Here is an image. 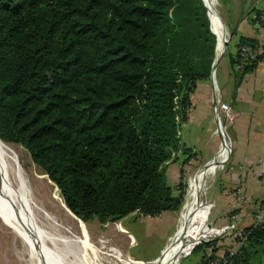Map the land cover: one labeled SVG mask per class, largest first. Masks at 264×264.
Masks as SVG:
<instances>
[{"label": "trees", "instance_id": "16d2710c", "mask_svg": "<svg viewBox=\"0 0 264 264\" xmlns=\"http://www.w3.org/2000/svg\"><path fill=\"white\" fill-rule=\"evenodd\" d=\"M206 12L202 0H0V140L25 148L82 221L179 209L192 157L179 132L215 56ZM244 230L228 264L264 251V222Z\"/></svg>", "mask_w": 264, "mask_h": 264}, {"label": "rangeland", "instance_id": "374dc122", "mask_svg": "<svg viewBox=\"0 0 264 264\" xmlns=\"http://www.w3.org/2000/svg\"><path fill=\"white\" fill-rule=\"evenodd\" d=\"M215 1L217 3L216 6L218 8V15L221 22V29L225 34L226 42L224 43V51L222 52L215 67V72L213 77H215L216 82L211 79L210 75L206 79L207 83L210 82L211 84L213 97L216 94L218 96V91L221 88L220 75L223 70V67L227 71H230L231 73H235L233 70L234 64H232L231 62L230 54H232L236 50V45L239 42L240 37H238L237 34L232 35L231 31H233V28L229 27L230 23L233 22L234 20L235 12L237 10H243L244 7L246 9L250 7H254V9H256L263 7L264 5V0H258V2H256V0H215ZM209 18H211V16ZM210 22L213 25L212 27H215L213 22L212 21ZM214 29L217 33L215 35L216 46H217L218 31L216 27ZM191 100L194 103L196 109L192 111V117H190V121L186 122L185 125L183 124L181 125L180 128V131L182 130L180 132L181 136H185V132L189 134L190 130L192 133L200 129L199 126L195 125L196 112L198 111V107H199V98L197 95H192ZM225 124H224L225 132L227 135L228 134L230 135L231 132L229 129V125L231 124V122L230 123L225 122ZM182 128H185L184 131ZM206 129L207 126H204V132L201 134L199 133L198 136L201 138L203 137L205 138L204 140L205 145L208 144V141L206 140L208 139L209 136V132H207ZM215 131H217V124ZM217 132H219L220 134L221 143L222 140L224 142L225 138L223 139V137L225 134H223L220 130ZM195 143L191 145L193 146L197 145ZM11 145L14 147L18 155L19 161L27 174L29 183L34 191V194L38 197L39 200H41L40 202L43 203L46 209L51 213H53L60 221L62 220L63 223L71 225V228L72 226H75V228L73 227L74 230L73 229L72 230L74 231V234L78 235L79 231L78 229H76L78 228V222L71 216L70 217L68 216L66 211L59 204L60 201L58 199H57L58 201L52 199V194L58 195V197L64 204V201L56 185L47 177L46 174L43 173L42 169L32 161L25 148H23L19 144H11ZM232 145H233L232 142H230L229 153L224 155L218 160L213 161L214 158L212 160H210L211 158L209 160H206L209 155H206L204 151L210 150L209 148L207 150L203 149L205 155L204 154L201 155L200 161L197 162L195 161L191 164L186 165V168L184 170L186 174L183 173V177H182V180L184 182V188L178 190L175 188V190H173V194L175 195L178 194L180 196L181 204L178 210L172 212L164 211L159 216H155V217L143 216L140 212L136 211L122 218L119 221L107 220L105 222H100L97 219H93L86 222L83 221L88 231L87 247L89 248L83 250L81 254L76 253V255H79L81 258L77 256V261L74 264H83L82 262H85L83 255L88 256L87 257L88 264H126L127 263L126 260L128 259L136 260L135 262H130L128 264H156L159 258L162 256L163 249L165 247L166 248L168 247L176 231L178 230L180 220L182 218L181 216L183 214V211L185 210L187 201L191 198L193 190L198 183V178L201 169L205 166V164L207 165L208 162L211 161L213 162L210 164L209 175L206 176L205 178L206 190H205L204 198L206 203L210 207L209 214L207 216L205 223L209 224L210 222H215L214 218L220 217V215L217 214L219 208L215 207L212 204V201L210 200L212 199L215 183L219 179L221 181V175H223L227 170L226 165L229 163V155L232 153L233 150ZM191 148L193 147H188L190 153L192 152ZM194 148L197 149V146H195ZM220 149L217 151V153L220 151ZM217 153L213 157H216ZM214 162H218V163L215 164ZM179 177L180 174L176 182L179 181ZM262 181L264 180L262 179ZM168 183L171 184L174 189L176 183L175 180L173 181L171 179L170 174H168ZM222 190L223 189H220L219 191ZM54 202H56V204L58 203L57 205L59 206H56ZM256 202L251 201L246 206V209L249 215L251 216L250 218H252L254 215L253 208L255 207ZM238 206L240 205H238L237 202L236 204L233 203L231 206L232 209H230L229 211H232V213L233 210L237 211L239 208ZM65 217L66 218L69 217V220L66 221ZM246 223H248V220H245L244 218H242V220L240 219L239 221H236V224H239V227L242 228L248 226L245 225ZM120 224L125 229V231L117 230V228L120 227ZM126 233L128 235H126ZM198 235H200V233ZM200 237L201 236H199L198 238ZM186 239L191 240L190 237ZM197 240H195V242ZM184 243L186 244L185 241ZM25 247L27 246L24 245L21 239L18 238L13 233L11 228H9L2 221L0 217V264H33L29 261L30 253H31L30 248L29 247L25 248ZM200 247H202V245L201 246L199 245L197 248L192 250L191 254L188 257L182 258L179 264H201V257L203 255V250ZM42 250L46 251L45 248H42ZM183 252H180V254ZM55 253L57 254V252ZM42 255L39 258L41 264H53L52 262L49 261L47 255L46 256L44 255L43 251H42ZM49 256L50 255H48V257ZM71 256L72 255H66L65 256V258L67 259L66 260L63 259L59 254L58 257L54 260V263L62 264V262L65 261L69 262L70 258H72ZM253 258H254L252 259V261L254 260L253 264H264V251L258 252V254ZM65 264L68 263L65 262Z\"/></svg>", "mask_w": 264, "mask_h": 264}, {"label": "crops", "instance_id": "0c3cea01", "mask_svg": "<svg viewBox=\"0 0 264 264\" xmlns=\"http://www.w3.org/2000/svg\"><path fill=\"white\" fill-rule=\"evenodd\" d=\"M256 2H258V0H256ZM257 10H264V5L256 9H254V7L246 9L244 7L243 10H237L234 20L229 26L233 28L231 34H237L238 37L252 38L254 31L251 24V16ZM238 43L236 45V50L230 54V58L235 56ZM233 70L235 72V66ZM213 79L216 82L215 77H213ZM220 81L221 88L218 91V97L223 102L229 104L234 114V119L229 125L231 133L230 135L226 134L229 139V144L230 142L233 144V150L229 155V163L226 165L227 170L221 175V181L219 179L215 183L212 199L210 200L215 207L219 208L217 214L220 215V217H215L214 221L221 223L225 220L226 216L231 214L229 210L232 209V204H236L237 202L238 190L242 189L243 201L239 204L240 206H238L239 208L237 210L240 213L233 210L232 214L240 215L241 220L242 218L248 220V223L245 225H249L252 222V218H250L251 216L246 206L251 201L256 202L264 196V181H262V179L258 177V174L254 173L251 168L250 170L248 168V170L242 174L239 166H249L259 160H264V58L259 60L251 71L244 72L239 76L238 73H231L223 67ZM208 83L206 80L199 82L193 93V95H197L199 98L195 125L199 126L200 129L192 133L190 130L189 134L185 132V136H181L180 132L182 130L179 132L183 147H193L191 148L192 157H190L187 164L200 161L201 155H205V153L209 155L206 160L210 158V160H212L214 158L213 156L224 144L223 140L221 143L219 132L215 131L216 122L213 111L214 97L211 84L210 82ZM194 109H196V107L192 102L186 122L190 121ZM185 123H183V125H185ZM204 126H207L206 131L209 132L208 139L206 140L208 141L207 145H205L204 137H198L199 133L201 134L204 132ZM182 129L184 131L185 128ZM194 143L197 145H191ZM195 146H197V149L194 148ZM209 148L210 150L208 151L203 150ZM185 157L184 154H181L175 162H171L167 166V174H170L171 179L173 181L175 180V183H177L180 166ZM186 165H184V168H186ZM220 189L223 190L219 191ZM120 227H122L121 224Z\"/></svg>", "mask_w": 264, "mask_h": 264}, {"label": "bare ground", "instance_id": "6f19581e", "mask_svg": "<svg viewBox=\"0 0 264 264\" xmlns=\"http://www.w3.org/2000/svg\"><path fill=\"white\" fill-rule=\"evenodd\" d=\"M204 1L207 12L209 13L208 17L211 16L210 19L218 31L215 54L219 56L224 51L226 38L221 29L218 8L216 6L217 3L215 0ZM224 138V145L217 153V156L214 157L213 161L229 153V139L226 135ZM213 161L208 162L201 169L198 183L193 190L191 198L186 203L178 230L156 264H176L180 252L190 250L198 241L197 238L199 236L203 237L209 232L205 221L210 207L205 201L204 194L206 190L205 178L209 175L210 164ZM214 163L217 164L218 162ZM52 199L55 201L59 200V204L68 216H71L78 222V228H76L79 231L78 235L74 234L73 230L75 226L71 228V225L63 223L62 220L60 221L40 202L41 200L34 194L14 147L0 140V217L2 221L11 228L13 233L21 239L25 246L30 248L29 261L31 263L41 264L39 258L43 251L44 255H47V258L53 264H55L54 260L59 254L63 259H66V255H72L70 261L65 262L74 264L77 261V256H79L76 253L81 254L83 250L89 248L87 247L88 231L86 225L68 210L58 195L52 194ZM54 204L59 206L56 202ZM69 217H65L66 221L69 220ZM117 230L124 231L122 227H118ZM199 233L200 235H198ZM126 235L128 234L126 233ZM188 237L191 240H187L186 238ZM195 240L197 241L195 242ZM42 248H45L46 251L42 250ZM48 255L50 256L48 257ZM83 256L85 262H81L88 264V256ZM135 261L128 259L126 260V264ZM65 262H62V264H65Z\"/></svg>", "mask_w": 264, "mask_h": 264}, {"label": "built area", "instance_id": "2783aa9c", "mask_svg": "<svg viewBox=\"0 0 264 264\" xmlns=\"http://www.w3.org/2000/svg\"><path fill=\"white\" fill-rule=\"evenodd\" d=\"M251 24L254 31L252 36L253 41L249 43H240L237 46L235 70L238 72L243 71L246 66L252 65L255 61L258 62V56H264V10H257L254 14H252ZM213 103L217 131L220 130L226 135L225 122L230 123L234 119L232 109L228 103L220 100L217 94L214 96ZM248 168L249 170L251 168L254 173L258 174L259 178L264 180V160H259L249 166H239L242 174H244ZM184 174H186L185 171ZM236 200L238 205L243 201L242 189L238 190ZM253 210L254 215L252 217V222L248 226L257 225L264 222V196L256 202ZM229 212H231V214L226 216L223 222H210L207 224L209 232L203 237L199 238L190 250L181 253L177 264L180 263L182 258L188 257L192 250L205 243L213 244V246H208L205 248V258L208 260L207 264H228L229 258L236 253L237 249L243 244L247 236L244 228L239 227V224H236V221L241 219L240 215L232 214V211Z\"/></svg>", "mask_w": 264, "mask_h": 264}, {"label": "water", "instance_id": "95a60500", "mask_svg": "<svg viewBox=\"0 0 264 264\" xmlns=\"http://www.w3.org/2000/svg\"><path fill=\"white\" fill-rule=\"evenodd\" d=\"M202 2H203V0H202ZM203 5L205 6L204 2H203ZM205 8H206V6H205ZM206 10H207V9H206ZM206 14H207V16H208V12H206ZM208 19H209V17H208ZM209 24H210V27H211L210 20H209ZM215 49H216V43H215ZM220 56H221V54H220L219 56H216V54H215V56H214V59H213L212 65H211V72H210V76H211V79H212V80H213V75H214V72H215V67H216V64H217V62H218ZM162 255H163V252H162ZM160 258H161V257H160ZM160 258H159V259H160Z\"/></svg>", "mask_w": 264, "mask_h": 264}]
</instances>
